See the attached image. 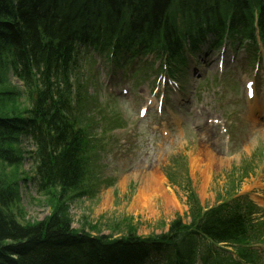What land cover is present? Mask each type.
Returning a JSON list of instances; mask_svg holds the SVG:
<instances>
[{"label": "trees", "instance_id": "obj_1", "mask_svg": "<svg viewBox=\"0 0 264 264\" xmlns=\"http://www.w3.org/2000/svg\"><path fill=\"white\" fill-rule=\"evenodd\" d=\"M206 33H229L254 44L260 37L264 43V0H0V84L15 75L26 93L13 90L5 100L16 102L21 96L31 102L0 115V264H152L157 259L193 264V240L199 251L195 234L224 242L237 234L245 238L247 230L258 227L235 207L202 215L193 197L192 223L177 217L162 236L143 239L129 230L114 239L72 229L71 203L94 187L86 186V133L65 112L76 44H91L104 55L113 50L119 58L123 53V59L155 54L175 63L188 40ZM38 74L42 86L33 90ZM27 134L35 144L27 154L33 174L21 177L25 152L20 137ZM22 181L50 201L52 211L44 220L21 221ZM186 235L193 239L184 247L176 243Z\"/></svg>", "mask_w": 264, "mask_h": 264}, {"label": "rangeland", "instance_id": "obj_2", "mask_svg": "<svg viewBox=\"0 0 264 264\" xmlns=\"http://www.w3.org/2000/svg\"><path fill=\"white\" fill-rule=\"evenodd\" d=\"M98 63L103 64V60ZM88 64L91 65L86 66L85 76H89L88 71L93 69L92 62ZM96 68L94 66L91 74L94 75ZM214 70L215 65L207 69L208 74L201 81V90L197 93V101L192 109L197 118L201 114L222 119L232 136L229 145L226 142L220 145L217 137L213 142H208L202 138L203 135L193 133L189 123L177 125L170 122L168 109H172V104L168 105L164 119L165 126L171 131V137L167 140L160 138L155 125L162 127V124L160 126L154 121L152 113L145 121L138 117L139 107L152 94L155 69H149L145 83H139L138 86L130 78L132 70L124 78L121 86L131 87L134 95L132 104L122 99L113 100L99 88L97 82L93 80L91 86L86 79L83 93L89 98L88 103L84 104L87 114L95 121L101 120V128L103 125H121L124 122L132 134L124 138L119 136L118 139H111L110 135L105 137L110 144L103 151L101 160L96 161L94 183L97 194L71 203L73 230L113 238L126 236L129 230H134L137 236L149 238L167 231L178 216L189 222L192 207L189 208L186 203L188 198L183 194L187 170L194 183L195 197L203 207L211 208L219 196L241 188L240 194L249 195L264 208L263 202L257 197L260 194L264 197V127L248 117V106L243 94V84L252 77L253 67L241 64L239 70L243 71L242 74L226 76L222 81L218 80L217 70ZM236 77H242L243 82ZM13 90L21 91L22 83L9 74L0 84L1 116L26 106L23 97L10 103L5 100V95ZM156 143L162 148H158ZM22 148L29 150L31 146L24 141ZM145 165L148 169L144 168ZM154 172H160L159 179L153 175ZM29 173L31 164L27 160L20 175L24 177ZM172 176L180 183V187L170 183L168 178ZM123 178L127 179L125 183H122ZM152 178L161 181L172 203L158 200L154 206L156 213L151 215L149 209H134L132 204L141 183ZM16 179L19 181V176ZM23 184L21 182L22 186L18 187H22L20 205L23 211L18 212L21 221L30 223L44 220L52 211L50 201L38 195L31 185Z\"/></svg>", "mask_w": 264, "mask_h": 264}, {"label": "bare ground", "instance_id": "obj_3", "mask_svg": "<svg viewBox=\"0 0 264 264\" xmlns=\"http://www.w3.org/2000/svg\"><path fill=\"white\" fill-rule=\"evenodd\" d=\"M153 175H155L159 179L160 172H154ZM126 181L127 179H122V183H125ZM206 185H208V180H206ZM161 199L166 203H170L172 201L171 198L167 195L160 180L154 178L148 179L141 183V186L138 189L137 194L133 200L132 207L138 210L149 209V213L152 215L156 213V207H154L155 204L157 205L158 200ZM223 241L229 245H238L243 242V236L237 234L234 236L224 237ZM177 261H166L164 264H176Z\"/></svg>", "mask_w": 264, "mask_h": 264}]
</instances>
